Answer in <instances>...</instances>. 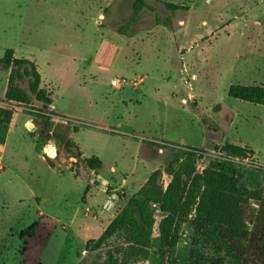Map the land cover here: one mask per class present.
Instances as JSON below:
<instances>
[{
	"label": "rangeland",
	"instance_id": "374dc122",
	"mask_svg": "<svg viewBox=\"0 0 264 264\" xmlns=\"http://www.w3.org/2000/svg\"><path fill=\"white\" fill-rule=\"evenodd\" d=\"M135 1L0 0V61L12 50L33 62L55 110L13 106L16 127L0 125V264H169L154 252L142 260L120 237L99 250L88 243L180 153L202 155L200 171L226 163L240 186L264 188V106L229 96L232 86L264 87V0H145L139 15ZM8 77L0 66V99ZM139 78L138 88L110 86ZM67 140L72 154L104 164L106 192ZM226 143L256 153L233 158L216 149ZM33 225L35 237L22 238ZM180 238L173 259L189 264L187 228Z\"/></svg>",
	"mask_w": 264,
	"mask_h": 264
},
{
	"label": "trees",
	"instance_id": "16d2710c",
	"mask_svg": "<svg viewBox=\"0 0 264 264\" xmlns=\"http://www.w3.org/2000/svg\"><path fill=\"white\" fill-rule=\"evenodd\" d=\"M165 5L172 12L182 9L177 5ZM146 8L145 0H136L134 14L139 15ZM0 66L9 72L5 103L16 107H29L34 102L52 106L51 95L41 87L42 78L33 62L17 59L14 51L8 50ZM229 96L264 106V87L232 86ZM13 116V110L0 107V125L8 127ZM65 149L72 154L77 146L67 140ZM216 149L239 159L255 155L250 147L229 143ZM72 156L91 171L104 170L103 163L97 158L85 159L80 151ZM202 159L203 156L194 151L180 153L164 171L153 172L102 236L88 243L89 247L99 250L120 237L129 252L142 260L149 259L154 252L169 264H178L173 254L187 228L191 237L189 264H264V188L251 190L240 186L229 175L230 168L226 163L209 162L200 171L198 162ZM164 174L171 178L166 187ZM254 203L258 204L257 210L251 209ZM153 206H158L163 214L157 227ZM36 228L33 225L21 237H35ZM110 257L114 259L112 255Z\"/></svg>",
	"mask_w": 264,
	"mask_h": 264
},
{
	"label": "crops",
	"instance_id": "0c3cea01",
	"mask_svg": "<svg viewBox=\"0 0 264 264\" xmlns=\"http://www.w3.org/2000/svg\"><path fill=\"white\" fill-rule=\"evenodd\" d=\"M111 60V59H110ZM107 66L106 65H102L101 66V69H103V70H105V68H106ZM9 78V77H8ZM41 78H42V76H41ZM113 80V79H112ZM42 82H43V79H42ZM7 83H8V81H7ZM41 87H42V85H41ZM7 90V89H6ZM46 91H48V93L50 94V91L48 90V89H45ZM5 93H6V91H5ZM0 100H4V98H2V99H0ZM0 107H2V108H4V109H8V110H11V106L9 105V104H5V102H4V104H2ZM10 107V108H9ZM50 108H52L53 110H51L52 112H54V114H55V110H54V106H53V104H52V106L50 107ZM27 111H29V112H32V111H30V110H27ZM14 112V116H13V119H12V122H11V124L8 126V131H9V133L13 130V128L14 127H16V125H15V118H16V116H17V114H18V111L16 112V111H13ZM33 113V112H32ZM34 114V113H33ZM36 116L35 117H33V119H28L27 121H26V124H25V127L28 129V131H30L31 133H35L36 132V130H37V128H36V125L37 124H35L36 122ZM38 126V125H37ZM34 127V128H33ZM50 135H52V133H50ZM51 144V143H50ZM49 146V145H48ZM45 147H47V146H45ZM44 147V148H45ZM52 147H54L55 148V145L52 143ZM44 148H43V154H44ZM48 148V147H47ZM55 151H56V153H57V150H56V148H55ZM256 153V152H255ZM257 155V154H256ZM104 165V164H103ZM0 169L2 170L3 168L2 167H0ZM92 174H93V176L94 177H92V178H90V184H92V185H99V184H101V187L103 188V190L106 192V187H107V185L108 184H110V181H108V180H105V179H103L101 176H100V174L99 173H97L96 171H92ZM101 174H102V171H101ZM101 179H103V180H101ZM101 181V182H100ZM125 183V182H124ZM119 187H122V186H120L119 185ZM122 210V209H121ZM120 210V211H121ZM120 211H118L117 209H116V211H114L115 212V214H112V216H114V218L118 215V213L120 212ZM40 216H43L44 217V215H42V213H40ZM87 219H89V218H87Z\"/></svg>",
	"mask_w": 264,
	"mask_h": 264
},
{
	"label": "built area",
	"instance_id": "2783aa9c",
	"mask_svg": "<svg viewBox=\"0 0 264 264\" xmlns=\"http://www.w3.org/2000/svg\"><path fill=\"white\" fill-rule=\"evenodd\" d=\"M143 82V80H142V78H139V79H135V80H133V81H131V82H128L127 80H124V79H122V80H119V79H113V80H111V83H110V86L112 87V88H114V89H116V90H121L124 86H126V85H130L131 87H133V88H138L140 85H141V83ZM10 105V104H9ZM11 106V110H12V108H13V106L12 105H10ZM10 108V107H9ZM60 121H71V120H69V119H66V118H58ZM51 145H49V146H47V147H50ZM47 147H45L44 148V156L45 157H47L48 159H52V157H51V155H50V153H47V150H46V148ZM56 148V147H55ZM57 149V148H56ZM57 154V153H56ZM57 157V156H56ZM167 185H165V187H166ZM107 206H106V208L107 207H109V208H114L115 206H117L118 205V199H116L115 197H113V198H111V199H109V201L107 202V204H106ZM153 207H158V206H153ZM159 208V207H158ZM88 212H90V210H88Z\"/></svg>",
	"mask_w": 264,
	"mask_h": 264
},
{
	"label": "bare ground",
	"instance_id": "6f19581e",
	"mask_svg": "<svg viewBox=\"0 0 264 264\" xmlns=\"http://www.w3.org/2000/svg\"><path fill=\"white\" fill-rule=\"evenodd\" d=\"M49 148H53V149H55L54 147H52V146H50ZM47 149V148H46ZM51 155V154H50ZM55 156H56V154H55ZM53 158V157H52Z\"/></svg>",
	"mask_w": 264,
	"mask_h": 264
}]
</instances>
